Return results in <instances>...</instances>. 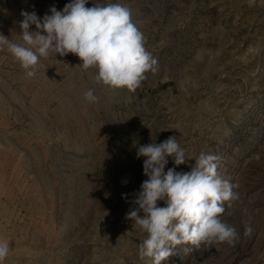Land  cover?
Wrapping results in <instances>:
<instances>
[{
    "label": "rangeland",
    "instance_id": "1",
    "mask_svg": "<svg viewBox=\"0 0 264 264\" xmlns=\"http://www.w3.org/2000/svg\"><path fill=\"white\" fill-rule=\"evenodd\" d=\"M69 2L0 0V33L22 43V10L42 18ZM98 2L131 9L157 71L135 91L113 89L76 55L52 53L29 79L0 51L3 264H152L139 255L147 234L126 213L147 179L138 146L170 136L189 158L219 157L218 175L239 195L221 219L238 238L179 245L162 264H264V0ZM89 89L98 103L84 98ZM194 163L169 158L165 171Z\"/></svg>",
    "mask_w": 264,
    "mask_h": 264
},
{
    "label": "clouds",
    "instance_id": "2",
    "mask_svg": "<svg viewBox=\"0 0 264 264\" xmlns=\"http://www.w3.org/2000/svg\"><path fill=\"white\" fill-rule=\"evenodd\" d=\"M89 0H70L62 10L56 6L42 18L36 12L21 11L19 21L22 43L13 42L0 33V51L6 50L25 70L26 78L37 74L41 58L50 54L61 57L72 53L84 70L96 69L95 81L113 89L135 91L146 73L156 72L158 59L146 50L145 37L133 21L131 9L121 3H100L86 7ZM35 26V31L31 26ZM90 103H98L94 90L84 93ZM143 157V174L147 177L131 203L126 218L145 232L138 244L141 259L151 258L162 264L176 253L179 245L195 249L215 243L234 244L237 230L221 219L225 202L231 206L239 199L231 182L217 172L219 157L201 152L189 158L176 136L161 143H147L137 148L136 158ZM169 158L175 166L194 159L188 172L168 168ZM127 200V194H122ZM163 201V207L158 206ZM143 213V215H141ZM251 226L245 235L252 234ZM10 253L8 241L0 239V264Z\"/></svg>",
    "mask_w": 264,
    "mask_h": 264
}]
</instances>
